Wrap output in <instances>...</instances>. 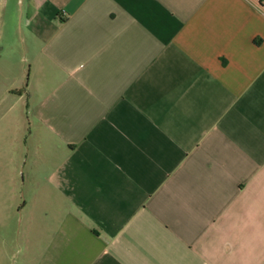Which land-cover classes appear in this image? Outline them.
<instances>
[{"label":"crops","instance_id":"0c3cea01","mask_svg":"<svg viewBox=\"0 0 264 264\" xmlns=\"http://www.w3.org/2000/svg\"><path fill=\"white\" fill-rule=\"evenodd\" d=\"M23 5L22 264H264V0Z\"/></svg>","mask_w":264,"mask_h":264},{"label":"rangeland","instance_id":"374dc122","mask_svg":"<svg viewBox=\"0 0 264 264\" xmlns=\"http://www.w3.org/2000/svg\"><path fill=\"white\" fill-rule=\"evenodd\" d=\"M23 4L24 0H13L11 14L0 25V264H22L27 255L22 232L31 196L27 105L26 99L17 104L9 94L16 82L26 90L29 71L22 36Z\"/></svg>","mask_w":264,"mask_h":264}]
</instances>
